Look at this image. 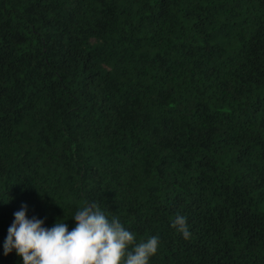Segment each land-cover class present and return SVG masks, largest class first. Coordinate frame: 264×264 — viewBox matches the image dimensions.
I'll return each mask as SVG.
<instances>
[{
  "label": "trees",
  "instance_id": "1",
  "mask_svg": "<svg viewBox=\"0 0 264 264\" xmlns=\"http://www.w3.org/2000/svg\"><path fill=\"white\" fill-rule=\"evenodd\" d=\"M85 202L150 264H264V0H0V264Z\"/></svg>",
  "mask_w": 264,
  "mask_h": 264
},
{
  "label": "clouds",
  "instance_id": "2",
  "mask_svg": "<svg viewBox=\"0 0 264 264\" xmlns=\"http://www.w3.org/2000/svg\"><path fill=\"white\" fill-rule=\"evenodd\" d=\"M13 215L3 254L14 251L22 264H150L160 246L157 235L137 242L136 234L118 216L106 213L95 202L77 209L71 229L62 218L48 227L44 219L30 217L27 204ZM172 227L190 238L186 216L176 215Z\"/></svg>",
  "mask_w": 264,
  "mask_h": 264
}]
</instances>
